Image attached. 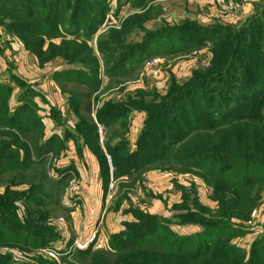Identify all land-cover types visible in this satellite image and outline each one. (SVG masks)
Here are the masks:
<instances>
[{"label": "rangeland", "instance_id": "1", "mask_svg": "<svg viewBox=\"0 0 264 264\" xmlns=\"http://www.w3.org/2000/svg\"><path fill=\"white\" fill-rule=\"evenodd\" d=\"M8 1L0 0V70L20 89L3 101L24 99L42 126L32 138L26 128L0 126V226L40 235L36 245H45L0 240V264H75L85 250L75 242L92 237L96 252L123 238L191 237L184 247L192 249L195 236L227 235L222 243L249 258L264 243V178L225 196V182L207 169L224 158L192 166V155L209 153V134L180 127H190L217 84L226 87L220 74L229 63L239 79L250 57L264 55L246 41H256L264 0L251 9L249 0H79L75 14L76 0H58L65 33L42 32L29 46L6 26L12 5H24ZM30 12L18 20H34ZM214 102L210 113L234 107L231 95ZM37 134L38 145L57 136L54 150L37 156ZM31 150V162L20 160Z\"/></svg>", "mask_w": 264, "mask_h": 264}, {"label": "trees", "instance_id": "2", "mask_svg": "<svg viewBox=\"0 0 264 264\" xmlns=\"http://www.w3.org/2000/svg\"><path fill=\"white\" fill-rule=\"evenodd\" d=\"M18 1L25 7L14 3L9 12L10 16H14L12 17L14 21L6 23V26L9 30L24 36L28 46L30 44L29 39L42 32L60 35L65 33L59 30V26L62 27V24L57 20L64 10H61L60 1L49 0L50 4L46 0ZM69 2L66 1L65 4L67 5ZM81 2L79 0L73 1L72 13L75 14V10L82 8L83 3L81 4ZM26 8L30 9V14H35V19L19 21L18 17L25 18L23 11ZM16 15L18 16L15 17ZM70 17L75 18L73 15ZM254 20L256 41L254 39H246V41H253L255 48L262 52L264 51V10L262 15L257 16ZM74 22V20L69 19L70 24H74ZM42 41L38 42L36 50L39 51ZM234 63H229L225 74H220L222 79H226V87L223 88L221 83L217 84L212 90L216 96L214 95L211 102L205 103V99L203 100L204 110L200 109L197 111L198 113H195L196 116L193 118L190 127L185 131L180 127L185 135L193 132L209 134V144L206 145L209 153L192 155L194 157L192 158L193 164H191L195 168H206L205 166L210 160L213 162L215 158L217 160L224 158L225 161L220 167L213 165L207 169L215 179L225 182L227 188L222 193L225 196L249 191L252 182L264 178V55L256 54V57H250L244 65L242 78L239 79L230 72ZM234 81H236L235 85ZM236 88L241 91L240 95L235 93ZM219 89H221L220 95H218ZM9 92L10 86L0 83V126L14 130L26 128L28 130L27 138L35 137V132H38L36 130H40L39 127L42 126L34 117L37 108H33L31 104L21 99L23 104L10 114L8 104L3 101ZM228 95H231V104L234 107H230L228 104L219 112L210 113L213 108L218 107L214 100L217 98L224 100ZM40 136L41 134H37L36 142L33 141L37 156L42 153V150L39 149L45 148L47 151H52L57 144L55 142L57 136H53L52 139H49L50 141L38 145ZM198 142L200 143L199 138ZM32 150L31 152L27 151L22 158L20 157V160L31 162L33 154H35ZM2 160L1 163L6 162L5 159ZM3 219L0 215V221ZM15 229L0 226V240L12 241L24 247L36 248L45 245V243L36 245V242L40 241V235L35 236L33 230H30L34 234L33 237L31 235L28 237L21 227H15ZM211 231L210 229L209 232ZM45 235L50 236L51 233H45ZM199 237L193 238L198 245L192 249L184 247L185 239L191 237H175L173 241L168 243H165L164 239L160 240L162 243L156 242V238L151 237L148 238L149 243L141 240L131 244L129 243L131 238H123L121 243L109 250L92 252L91 248L88 247V249L77 252L73 257L77 259L75 264H264V243H255L249 258H247L246 252L236 245L222 243L226 240L227 235L218 238L217 242H215L217 238L211 240L207 237ZM22 238H25L24 242L21 240ZM41 239L43 240V238ZM31 241L33 245H30Z\"/></svg>", "mask_w": 264, "mask_h": 264}, {"label": "crops", "instance_id": "3", "mask_svg": "<svg viewBox=\"0 0 264 264\" xmlns=\"http://www.w3.org/2000/svg\"><path fill=\"white\" fill-rule=\"evenodd\" d=\"M253 1H255V0H249L247 3H246V5L248 4V6H251L250 8H248V9H251V8H253ZM250 2V3H249ZM4 74H2L1 73V70H0V83L1 84H4V82L6 83V85H12L11 87H10V93L9 94H12V93H14V92H16V91H18L19 89H20V87L16 84H12V83H9V79L10 78H5V76H3ZM12 80L10 79V82H11ZM9 84H8V83ZM7 104H8V111H9V113L10 114H12V113H14L15 112V110L19 107V106H21L22 104H23V101L22 100H10V101H8L7 102ZM48 119H50L51 120V118H48ZM44 122V124H47L46 123V121H43ZM60 133V131L57 129H51V131H50V133L49 134H59Z\"/></svg>", "mask_w": 264, "mask_h": 264}, {"label": "built area", "instance_id": "4", "mask_svg": "<svg viewBox=\"0 0 264 264\" xmlns=\"http://www.w3.org/2000/svg\"><path fill=\"white\" fill-rule=\"evenodd\" d=\"M92 241H93V237L87 239L86 241H76L74 247L78 249H87ZM49 255L55 256L54 252L52 251L49 252Z\"/></svg>", "mask_w": 264, "mask_h": 264}]
</instances>
